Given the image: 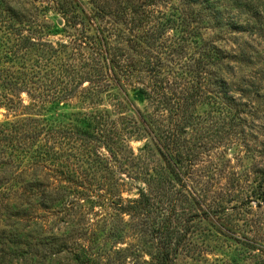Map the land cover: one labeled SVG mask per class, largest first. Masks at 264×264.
<instances>
[{
  "label": "trees",
  "instance_id": "obj_1",
  "mask_svg": "<svg viewBox=\"0 0 264 264\" xmlns=\"http://www.w3.org/2000/svg\"><path fill=\"white\" fill-rule=\"evenodd\" d=\"M98 1L89 0L95 7L90 15L77 0H44L43 11H53L63 21L61 29L49 28L56 35L66 34V41L54 44L41 38L43 31L31 28L37 18L28 17L20 3L0 0V89L32 95L34 106L50 112L42 120L24 113L14 122L0 123V264H176L201 225L217 213H226V206L217 208L207 190L199 197L189 195L186 188L198 143L191 145L183 135H188L187 128L209 121H215L219 129L241 122L242 111L237 107L246 104L229 96L222 78L235 68L225 63L226 53L205 42L199 56L191 55L189 64L174 73L172 65L188 53L184 47L168 52L159 42L168 30L186 33L204 11L220 18V7L213 0H184L181 5L189 7V14L175 6L169 14L168 0H119L118 11ZM193 6L203 9L196 12ZM234 27L243 29L239 24ZM46 83L54 85L53 95L51 87L45 89ZM251 86L244 78L241 97L255 95L249 91ZM115 88L129 98L134 94L147 101L156 112H167L165 121L154 120L152 114L139 119L125 116L118 130L109 128L97 108L63 114L66 122L51 113L73 100L99 107L108 98L120 108L123 103ZM13 100L6 93L0 95V103L15 106ZM201 104L209 108L204 112L208 118L199 114ZM16 107L24 111L33 105L20 102ZM211 132L209 127L201 128L199 141L209 139ZM146 135L155 146L145 144L140 156L131 149L133 158L129 157L124 144L131 137L140 141ZM65 146L71 152L64 151ZM99 148L107 149L109 155ZM155 157L165 163L158 170L153 168L156 175L145 165H154ZM109 158L122 167L143 163L150 190H140L134 200L117 197L114 184L103 183L104 176L97 171L109 170ZM43 169L48 176L38 173ZM138 172L136 178L141 179ZM250 199L248 204H264V171ZM84 203L114 209L129 219H119V225L86 221L89 213ZM62 220L66 229L55 232L54 225ZM126 229L142 238L145 253L140 255L133 247L117 248ZM108 239L114 242L111 249H106Z\"/></svg>",
  "mask_w": 264,
  "mask_h": 264
},
{
  "label": "rangeland",
  "instance_id": "obj_2",
  "mask_svg": "<svg viewBox=\"0 0 264 264\" xmlns=\"http://www.w3.org/2000/svg\"><path fill=\"white\" fill-rule=\"evenodd\" d=\"M5 1L13 5L20 3V8H24L28 17L32 15L37 18V24L35 23L31 28L43 31L41 38L44 41L56 44L59 41L67 40L66 34L56 35L49 28L52 25L61 29L63 21L53 11H43L46 4L44 0ZM168 1L170 2L167 7L169 14H172V7L174 6L178 9L185 8L186 13L190 11L189 7L181 5L184 0ZM213 1L216 7H220V18L214 17L210 10H202L204 11L203 17L198 16L197 23L188 26L186 33H180L177 29L168 30V33L159 39V42L168 47V52L174 49L180 50L178 48L184 47L186 49L183 50L184 53H188V55H184L185 57H181L182 61L177 60L172 65L171 70L174 73H179L184 64H189L191 55L194 56V53H196L195 56L198 57L200 47L205 42L210 44V48L213 46L220 48L229 57L225 63L228 62L235 68V72L230 70L229 73H223L222 78L228 84V94L230 97L235 98L238 103L242 99V104H246V107H237L243 113L239 114L241 122L238 121L234 126L219 129V126L214 127L215 121H209L202 123V127L198 126L196 129L194 127L187 128L188 135H183L191 145L198 143V147L194 151L197 159L191 169V181L189 180L186 188L189 195L194 198L199 197L203 190H207L211 200H216L217 208L221 205L226 206V213L223 215L217 213L218 216L214 217L211 222L205 221L201 225V232L199 231L197 236H191L187 240L188 248L185 252H180L176 264H264V204L260 207L255 202L248 204V202H251L252 192L257 187L264 171V0ZM77 2L80 7L83 6L88 14L92 15L95 12V7L89 3V0H77ZM118 2L119 0L98 1L100 6H103V4L112 6V11L119 10L116 8V6H120ZM193 8L196 12L203 9L202 6H193ZM235 24H239L243 29L238 30L234 27ZM215 67L212 66V70L213 73L216 71L217 74V67ZM174 75L172 74L173 77ZM244 78H247L250 86L252 85L249 87V91L254 92L255 95L241 97L242 94L239 90L243 89L242 81ZM51 85L46 83L45 89L48 90L51 87L50 95H53L54 85ZM113 92H116L118 98L122 100L123 105L120 108H115V100H109L108 98L99 107L80 101L76 103L73 100L67 102L64 106H59L57 111L51 113L66 122L67 119L61 117L63 114L69 115L77 111L88 112L97 108L104 113L106 120L109 122V128L113 126L118 130L122 128L121 119L125 116L139 119L152 114L154 120L159 118L165 121L163 114L166 116L167 112H156L154 107L150 106L147 101H141L134 94L133 97L129 98V96L121 93L119 89L115 88ZM5 93L13 97L15 106L6 103V101L0 103V123L4 125L16 121L17 116L22 117L21 114L24 113H33L39 120H42L44 115L50 114V112H47L49 108H45L47 110L45 112L44 109L39 110L38 106H34L32 95L27 93L11 94L0 89V95L4 96ZM20 102L29 107L33 105V107L30 110L20 111L16 107ZM208 110L209 108L203 104L198 105L199 114L203 115V118H208V114L204 115V112ZM40 114L42 115L40 116ZM210 124L211 126H209ZM208 127L212 130V136L203 142L199 141L201 128ZM128 140L124 145L129 157H132L131 149L135 156H140L142 154L140 149L145 144L150 143L155 146L151 137L147 135L140 141H136L132 137ZM57 147L60 148L59 145ZM64 151L71 152L70 147L65 146ZM98 151L105 156L109 155L107 149L99 148ZM122 157L121 155L119 158L122 159ZM155 160L154 165L151 166L148 163H145V165L150 166V173L156 175L155 171H152L153 168L156 167V170H158L165 163L160 157H155ZM108 163L110 165L109 170L98 169L97 171L99 175L104 176V178L107 177V180L101 179L103 183L108 184L110 181L114 184L117 197L122 196L124 200H134L139 197L140 190H150L146 181H144L146 173L142 171L143 163H137L138 165L134 162L126 163L122 167L119 162H115L110 158ZM138 169L142 172L141 179L136 178L137 173H140ZM14 171L18 170L15 169ZM38 173L43 177L49 175L47 169H43L42 172L38 170ZM50 176H53V173H50ZM84 204L88 206L89 213L86 221L94 219L99 221L101 225H105V222L108 225H114V222L119 225L121 224L119 219L122 218L125 221L129 219V217L124 219L118 216L114 209L104 210L100 207L94 208L87 203ZM227 215L230 218L227 219ZM50 218L60 220V217ZM57 224L54 225L55 232H58V228L59 232L66 229L63 220L57 222ZM124 235V240L117 248L133 247L140 255L146 252V247L141 244L143 242L142 238L129 229L124 231ZM113 243L111 239H108L106 249H111L114 246ZM62 262L65 263L63 257Z\"/></svg>",
  "mask_w": 264,
  "mask_h": 264
}]
</instances>
